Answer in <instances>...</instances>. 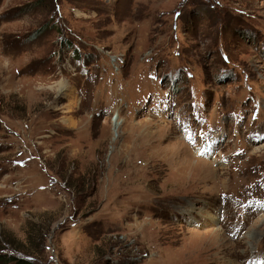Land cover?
<instances>
[{
  "label": "rangeland",
  "instance_id": "rangeland-1",
  "mask_svg": "<svg viewBox=\"0 0 264 264\" xmlns=\"http://www.w3.org/2000/svg\"><path fill=\"white\" fill-rule=\"evenodd\" d=\"M17 259L264 264V0H0Z\"/></svg>",
  "mask_w": 264,
  "mask_h": 264
},
{
  "label": "trees",
  "instance_id": "trees-1",
  "mask_svg": "<svg viewBox=\"0 0 264 264\" xmlns=\"http://www.w3.org/2000/svg\"><path fill=\"white\" fill-rule=\"evenodd\" d=\"M67 45H68V44H67ZM69 47H70V46H69ZM8 258H9V257H8ZM17 260H18L20 263H22V264H23V263H24V264L27 263L26 261H24V260H22V259H17Z\"/></svg>",
  "mask_w": 264,
  "mask_h": 264
},
{
  "label": "bare ground",
  "instance_id": "bare-ground-1",
  "mask_svg": "<svg viewBox=\"0 0 264 264\" xmlns=\"http://www.w3.org/2000/svg\"><path fill=\"white\" fill-rule=\"evenodd\" d=\"M60 86H63V84H62V85L60 84ZM58 89H59V88H58Z\"/></svg>",
  "mask_w": 264,
  "mask_h": 264
}]
</instances>
